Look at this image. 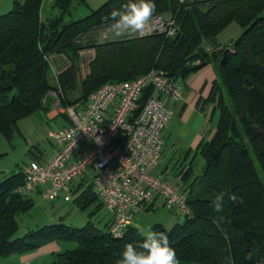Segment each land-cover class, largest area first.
<instances>
[{
	"label": "trees",
	"instance_id": "obj_1",
	"mask_svg": "<svg viewBox=\"0 0 264 264\" xmlns=\"http://www.w3.org/2000/svg\"><path fill=\"white\" fill-rule=\"evenodd\" d=\"M42 1L13 0L11 11L0 15V135L11 141L18 123L39 112L50 91L64 108L83 105L106 83L130 81L154 68L178 83L215 62L220 81L213 83L208 101L216 102L219 119L211 140L199 148L203 169L198 187H189L192 215L169 230L160 224L151 228L168 235L180 264H228L229 256L235 264H264V181L257 170L264 173V1L154 0L155 15L175 18L174 37L151 35L100 44L94 36L110 23L102 17L128 0H108L81 20L71 18L70 0H56L59 15L45 22L40 18ZM234 22L242 35L231 43L233 53L228 52L219 67L225 50L210 55L202 45L220 47L215 46L216 37ZM88 50L95 56L80 83V54ZM52 55L69 60L57 77V87L48 82ZM78 86L80 97L68 100ZM152 95V88L142 92L134 116ZM23 181L19 169L0 182V258L67 242L75 248L56 254L49 264H116L125 244H138L144 238L132 226L121 239H113L108 233L110 222L99 226L90 221L81 229L56 224L15 238L17 216L33 207L31 199L14 193ZM218 192L235 194L243 202L234 203L226 196L223 211L214 212L212 202ZM73 194L72 202L79 209L94 206L97 213L103 208L90 184H81ZM250 252L253 258L246 259Z\"/></svg>",
	"mask_w": 264,
	"mask_h": 264
},
{
	"label": "built area",
	"instance_id": "obj_2",
	"mask_svg": "<svg viewBox=\"0 0 264 264\" xmlns=\"http://www.w3.org/2000/svg\"><path fill=\"white\" fill-rule=\"evenodd\" d=\"M176 1L184 4L188 0ZM177 31L175 18L154 15L145 30L134 36L172 38ZM223 50L233 53L229 44L210 48L208 54ZM147 88H152L153 95L134 116ZM181 100L180 84L156 68L130 81L106 83L83 105L64 108L58 99L56 109L65 115L68 127L48 133L57 151L46 161L23 165L24 181L14 193L29 198L39 192L48 202L59 198L71 202L73 183L83 179L91 167L95 172L92 189L111 216L108 233L113 239H121L133 226L134 217L158 200L179 219L190 218L189 191L168 183L156 172L164 149L162 133L173 116L166 102Z\"/></svg>",
	"mask_w": 264,
	"mask_h": 264
},
{
	"label": "crops",
	"instance_id": "obj_3",
	"mask_svg": "<svg viewBox=\"0 0 264 264\" xmlns=\"http://www.w3.org/2000/svg\"><path fill=\"white\" fill-rule=\"evenodd\" d=\"M12 4L13 0H0V15L7 14L9 11H11ZM134 37V35H131L122 37L120 39H129ZM226 43L227 41L220 42L219 40H216L215 46L221 47V45H225ZM87 53L90 56L87 57V61H84V55ZM80 55V70L82 73L88 75L89 71L87 66L88 63H90L94 58V51H84ZM48 62V82L52 87H57V77L69 66V60L64 55H52L49 56ZM219 81L220 80L217 72L216 63L208 62L198 71L189 75L185 80L178 82L182 87V100L180 102H166L168 108L172 111L173 116L170 123L162 133L164 149L161 162L158 165L156 172L159 173L168 183L172 185L178 186L177 183H180V185L182 184V190L190 191L189 187L195 184L197 178L202 173L203 159L200 155L199 148L202 144L211 140L215 133L219 119V112L217 110L216 102L208 101V98L210 97V94L212 92L213 83ZM79 97V86L75 92L68 94V100L70 101H75ZM57 100L58 97L55 91H50L46 94L43 100L42 109L39 112L31 115L39 120L35 125L36 127L32 129L29 135L24 134V132L20 129L19 124L24 120L27 121V119H30L31 116L21 120L18 123V132L16 133L24 138L26 144L29 143V139L33 140L32 142L38 141V139H35L34 136L38 134L40 128L39 125H41V127L43 128V130L40 129V132H43L41 136L43 137L45 134V137L47 138L48 142L52 145L51 151L49 153H44L42 149L39 148V146H33L32 148H30L29 151H27L26 153L29 159L27 164L31 161H46L47 159L52 157L57 151V146L48 139V133L50 132V130H47L45 128H49L51 122H54L55 124L57 123V128L59 129L68 127L67 118L65 117V115H63L56 109L55 105ZM44 122H46L45 125ZM170 142L171 148H169L168 145V143ZM86 145L82 149H84ZM2 147L4 146L2 145ZM2 150L3 152H6L5 148H2ZM191 153L192 157H190ZM3 155L4 153L0 152V157H2ZM195 160L196 163L194 165ZM22 167H19L16 171L10 172H7L6 170H0V182L12 173L19 171V169H22ZM94 174L95 172L93 169V176ZM93 176L88 179L86 173V176L83 179L74 182L72 186L73 191L77 189L81 184L91 185ZM33 196L40 197V194L39 192H37L31 195L29 197L31 201ZM60 199L61 198L55 201H59ZM160 209L163 210L164 213H167L171 216L174 215L173 213H170L164 209L163 203L160 200L156 201L152 206H150L148 211H144L155 212ZM138 215H136L135 217H137ZM169 219L171 218H169L168 216H158L155 224H160L165 227L163 223H165ZM110 221L111 216L106 212V215L102 219L101 226ZM133 227L137 229L139 228L136 226L135 223H133ZM62 251L63 250L60 245L56 246L55 243H50L43 246L35 253L13 257L17 259V262L15 261V264H43L41 262V259L49 257L53 261L54 256Z\"/></svg>",
	"mask_w": 264,
	"mask_h": 264
},
{
	"label": "rangeland",
	"instance_id": "obj_4",
	"mask_svg": "<svg viewBox=\"0 0 264 264\" xmlns=\"http://www.w3.org/2000/svg\"><path fill=\"white\" fill-rule=\"evenodd\" d=\"M107 1L108 0H70L69 12L71 18L73 20L84 19L87 16H89L92 12L96 11L101 5H103ZM190 1H194V0H190ZM57 15H59V7L57 5L56 0H43L40 10L41 20L45 22L47 19ZM241 35H242V30L240 26L234 22L231 23L226 29L221 31L216 37V40H219L220 42L227 41L225 45H221V47H225L231 44L232 41L236 40ZM94 37H95L94 42L99 44L113 39L115 40L120 39L115 37L114 33L111 31L110 28H104L103 30H100L97 34H95ZM202 46L205 52L208 54V50L211 48L210 45L203 44ZM89 56L90 55H88V53L85 54L84 61H87V57ZM94 56H95V51H94ZM89 64L90 63H88L87 66L88 71H89ZM79 68H80V61H79ZM87 76L88 75L82 73L80 70V74H79L80 83ZM38 120L39 119H36V117L31 116V118L27 119V121L25 120L22 121L19 124V127L24 132L25 135H29L32 129L36 127L35 125ZM45 124L46 122H44V125ZM39 126H40L39 132L34 136L35 139H38L37 142H32L33 140L29 139L28 141L29 143L26 144L24 138L21 137L16 132L14 133V137L11 141H7V140L5 141L3 136L0 135V152L4 153V155L0 157V170H6L7 172L16 171L19 167H22L23 165L27 164L29 159L26 153L33 146H39V148H41L44 153H49L51 151L52 145L48 142L47 138L45 137V134L43 137L41 136L43 132L40 131L43 130V128L41 127V125ZM45 128L47 130H50V132L59 129L57 128V123L55 124L54 122H51L49 128L47 127ZM2 145L4 147H2ZM168 145L169 148H171V142L168 143ZM2 148H5L6 152H3ZM190 157H192V153L190 154ZM195 163L196 160L194 161V165ZM257 170L261 180L264 181V173H262L258 167ZM86 173L88 179H90L93 176V169L91 167L88 168L86 170ZM177 185L179 187H182V184L180 185V183H177ZM197 187L198 186L196 182L194 184V189H196ZM32 201H33L32 209L28 212L21 213L16 218L18 224V231L15 234V238L24 237L27 233L31 231H36L45 226L56 225V224H62L66 227H71L74 229H81L90 221V223L92 224L101 226L102 219L106 215V212L103 208L98 210L97 213H95L94 206L82 210L77 208L72 201L65 203L63 202L62 199H60L59 201L48 202L43 200L39 196H33ZM148 210L149 208H147L145 211ZM145 211L139 214L137 217H135L133 222L136 224L137 227H139L138 229L140 232L141 230H144L146 232L148 228L153 226L156 223V219L158 218V216H165V217L168 216L169 218H171L167 220L165 223H163V225H165V228L168 230L171 229L177 222L180 221V219L177 216L175 217L174 215L171 216L167 213H164V211L161 209L155 212H151V211L145 212ZM90 213H92V216H90ZM57 243L58 245H60L63 251L72 250L76 246L73 243H67V242H57ZM57 243H55L56 246H58ZM48 258L49 257L41 259V262L43 264L51 263L52 262L51 258L49 259ZM16 260L17 259H15V257L8 259L0 258V264H4V263L15 264Z\"/></svg>",
	"mask_w": 264,
	"mask_h": 264
},
{
	"label": "clouds",
	"instance_id": "obj_5",
	"mask_svg": "<svg viewBox=\"0 0 264 264\" xmlns=\"http://www.w3.org/2000/svg\"><path fill=\"white\" fill-rule=\"evenodd\" d=\"M156 9L154 0H128L120 8H113L102 19L110 21L109 28L116 38H122L142 33L155 15ZM226 196L234 203L243 202L235 194L218 192L212 202L214 212L223 211ZM217 219L222 220L223 217ZM140 235L144 238L138 244H125L116 264H180L176 251L170 246L169 237L165 232H157L150 227L146 232L141 230ZM245 258L252 259L253 253L250 252ZM227 259L228 264H235L231 256ZM257 264L260 262L257 261Z\"/></svg>",
	"mask_w": 264,
	"mask_h": 264
},
{
	"label": "water",
	"instance_id": "obj_6",
	"mask_svg": "<svg viewBox=\"0 0 264 264\" xmlns=\"http://www.w3.org/2000/svg\"><path fill=\"white\" fill-rule=\"evenodd\" d=\"M227 57H228V51L225 50L224 53H223V55H222V58L220 60L219 67H221L224 64V62L226 61Z\"/></svg>",
	"mask_w": 264,
	"mask_h": 264
}]
</instances>
